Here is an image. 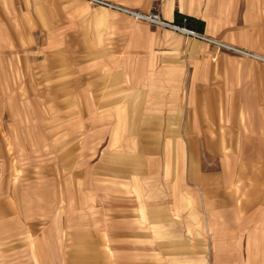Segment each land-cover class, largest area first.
<instances>
[{
    "label": "crops",
    "instance_id": "1",
    "mask_svg": "<svg viewBox=\"0 0 264 264\" xmlns=\"http://www.w3.org/2000/svg\"><path fill=\"white\" fill-rule=\"evenodd\" d=\"M106 1L240 51L91 0H0V61L25 44L75 67L77 263L264 264V0Z\"/></svg>",
    "mask_w": 264,
    "mask_h": 264
},
{
    "label": "rangeland",
    "instance_id": "2",
    "mask_svg": "<svg viewBox=\"0 0 264 264\" xmlns=\"http://www.w3.org/2000/svg\"><path fill=\"white\" fill-rule=\"evenodd\" d=\"M53 53L23 44L12 60L4 55L0 61V264L85 259L74 253L66 231L74 230L73 197L86 196L75 188L88 183V175L74 170L89 165L90 150L82 151L74 139L88 126L77 104L82 99L69 87L75 67ZM162 256L167 264L169 255Z\"/></svg>",
    "mask_w": 264,
    "mask_h": 264
},
{
    "label": "built area",
    "instance_id": "3",
    "mask_svg": "<svg viewBox=\"0 0 264 264\" xmlns=\"http://www.w3.org/2000/svg\"><path fill=\"white\" fill-rule=\"evenodd\" d=\"M91 1L99 3V4H102V5H106V6H109V7L120 9V10L126 12V13H129V14L133 15L137 19L144 20L146 22L153 23V24H158V25H161V26L170 27V28L178 30V31H180V32H182V33H184V34H186L188 36H192V37L207 41L209 43L218 44L219 46H222V47H225V48H230L232 50L240 51L239 49H236L235 47L226 45L225 43L220 42V41H218V40H216L214 38L205 36L203 33H200L198 31L190 28L187 25L181 26V25H178V24H175V23H168V22L164 21L161 18L160 14L158 12H156V11H153V12H150V13H142V12H138V11H133V10L127 9L125 7H122V6L115 5V4H113V3L109 2V1H106V0H91Z\"/></svg>",
    "mask_w": 264,
    "mask_h": 264
},
{
    "label": "trees",
    "instance_id": "4",
    "mask_svg": "<svg viewBox=\"0 0 264 264\" xmlns=\"http://www.w3.org/2000/svg\"><path fill=\"white\" fill-rule=\"evenodd\" d=\"M187 21H188V25H192V19L191 18H188Z\"/></svg>",
    "mask_w": 264,
    "mask_h": 264
},
{
    "label": "bare ground",
    "instance_id": "5",
    "mask_svg": "<svg viewBox=\"0 0 264 264\" xmlns=\"http://www.w3.org/2000/svg\"><path fill=\"white\" fill-rule=\"evenodd\" d=\"M35 243V242H34Z\"/></svg>",
    "mask_w": 264,
    "mask_h": 264
}]
</instances>
